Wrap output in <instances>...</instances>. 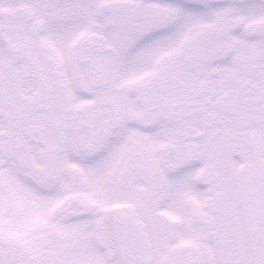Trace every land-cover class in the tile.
<instances>
[{"label": "snow or ice", "instance_id": "1", "mask_svg": "<svg viewBox=\"0 0 264 264\" xmlns=\"http://www.w3.org/2000/svg\"><path fill=\"white\" fill-rule=\"evenodd\" d=\"M0 264H264V0H0Z\"/></svg>", "mask_w": 264, "mask_h": 264}]
</instances>
